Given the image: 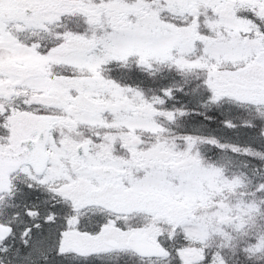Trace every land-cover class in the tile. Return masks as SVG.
<instances>
[{
	"label": "snow or ice",
	"instance_id": "snow-or-ice-1",
	"mask_svg": "<svg viewBox=\"0 0 264 264\" xmlns=\"http://www.w3.org/2000/svg\"><path fill=\"white\" fill-rule=\"evenodd\" d=\"M0 264H264V0H0Z\"/></svg>",
	"mask_w": 264,
	"mask_h": 264
}]
</instances>
